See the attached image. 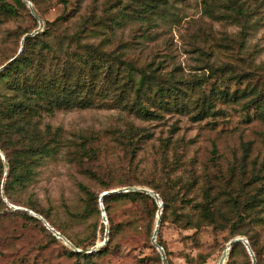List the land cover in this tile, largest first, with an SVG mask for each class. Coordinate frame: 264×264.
I'll use <instances>...</instances> for the list:
<instances>
[{
	"label": "rangeland",
	"instance_id": "rangeland-1",
	"mask_svg": "<svg viewBox=\"0 0 264 264\" xmlns=\"http://www.w3.org/2000/svg\"><path fill=\"white\" fill-rule=\"evenodd\" d=\"M29 1L37 17L0 0V67L43 21L0 101L23 74L48 94L49 153L8 185L11 205L1 163L0 264H162L156 202L108 199L102 220L97 196L127 186L170 198L157 240L171 264H218L237 232L264 264V0ZM27 210L80 250L108 240L75 252Z\"/></svg>",
	"mask_w": 264,
	"mask_h": 264
},
{
	"label": "trees",
	"instance_id": "trees-1",
	"mask_svg": "<svg viewBox=\"0 0 264 264\" xmlns=\"http://www.w3.org/2000/svg\"><path fill=\"white\" fill-rule=\"evenodd\" d=\"M14 1L18 4L22 3L21 0H14ZM35 36L33 37L26 36L24 38L23 47L20 52V55L15 60L11 61L3 69L0 70V78L6 79V77L10 76L11 74L14 75L16 73L15 70L21 67V64L26 59L24 57L26 44L31 39L36 38ZM48 46L49 44L46 41H43L42 47L47 48ZM38 86L39 85H37L36 83L29 82L28 78L25 77L24 74L23 76L20 75V77L13 76L10 78L9 81H5V93L1 96L2 100L0 101V150L5 157V162L0 157V166L2 169L3 165L1 163L3 161L4 165H6L7 167V173L3 187L4 196L6 197L7 200H11L10 195L8 193V185L12 182H19L20 180L24 179L25 178L24 174L27 175L26 178L31 177L30 167L33 164L36 157L42 154L49 153L48 145L42 142L41 136L38 132L40 113L44 109L46 100L48 99V94L45 91H43V89L40 86L38 88ZM48 104L51 105L53 104V102L49 101ZM52 108L53 107H49L46 110L48 109L51 110ZM49 129L50 127L46 126L45 130L49 131ZM19 168L23 169L22 175H19L17 172ZM159 196L161 197L163 202V208L160 213V221H159V226H160V223L162 222L164 217V213L170 207L171 200L168 196L164 195L163 193H159ZM119 198H129L131 200H136L138 198H148L152 200V202H155L149 195L143 192L127 191V192L109 193L102 197V203H106L108 199H119ZM96 199H97L98 209L100 211L99 201H98L99 195L97 196ZM155 207L158 208L157 204H155ZM44 218L48 219L46 216H44ZM155 223H156V217L154 219L153 227L155 226ZM51 226L54 225L51 223ZM240 234L241 232H237L234 235L240 236ZM156 242L163 247L166 254V248L159 240H157V235H156ZM237 247H241L244 250V252L248 254L243 243L235 242L230 247L229 255ZM250 247L253 250V253L257 261L256 252L252 248V246ZM71 252L72 251H70V253ZM83 256H88V254H83ZM168 263L171 264L170 261H168Z\"/></svg>",
	"mask_w": 264,
	"mask_h": 264
},
{
	"label": "water",
	"instance_id": "water-1",
	"mask_svg": "<svg viewBox=\"0 0 264 264\" xmlns=\"http://www.w3.org/2000/svg\"><path fill=\"white\" fill-rule=\"evenodd\" d=\"M22 1L24 3H26V5L29 7L31 13L35 17H37L36 14H35V12L32 9L31 2L29 0H22ZM37 19H38V22H39L38 28L35 29L31 33L25 34L22 37V40H21V43H20V46H19V49H18L17 54L13 58H11L9 61H7V63H5L3 66H1L0 67V70L2 68H4L7 64H9L11 61H13L16 58L17 55H19V53L21 52L22 47H23V40H24V38L26 36L34 35V34L38 33L41 30L42 25H43V21L40 18H37ZM0 157L5 162V157H4L3 153L1 152V150H0ZM2 188H3V186H1V191L3 193V189ZM127 191H141V192L147 193L148 195L152 196L155 199V202L157 203V205L159 206V208H158V211H157V214H156V219L157 220H156V223H155V226H154L153 233L151 235L150 241H151V244L155 247V249L159 252V255H160L162 264H169L168 261H167L166 254H165V251H164L163 247L160 246L156 242V235H157V231H158V227H159L160 213H161V208H162V201H161L159 195L157 193H155L153 190H151L149 188H145V187H136V186H127V187H122V188H117V189H112V190H103L99 194V199H98V201H99V208H100L101 216H102V220L103 221H106L107 220L106 214H105V211H104V207H103V203H102V197L105 196V195H107V194H109V193H114V192H127ZM2 198H3V200L5 202L9 203L8 200L6 199V197L4 195H2ZM27 211L31 215H33L34 217H39V219H41V221L43 222V225L47 229H49L54 236L62 237L63 240L65 241V244L68 245L75 252L92 253V252L96 251L98 248H100L101 246H103L105 244V242L108 240V235H107L108 231L106 230L105 233H104L103 240L101 242L95 244L93 247H91L87 251L80 250L77 247H75L64 235H62L59 231H57L54 227H52L49 224V222L43 216H41L38 213H35L32 210H27ZM235 242H241V243H243L244 247L247 250L248 255L250 256L251 264H257V261H256V258H255V255L253 253V250L251 249V247H250V245H249V243H248V241H247V239L245 237H243V236H235V237L231 238L227 242L226 248H230L231 245L233 243H235ZM226 248L223 249V252H222L221 257H220V259L218 261V264H223V262L225 260V257L227 255L226 254Z\"/></svg>",
	"mask_w": 264,
	"mask_h": 264
},
{
	"label": "bare ground",
	"instance_id": "bare-ground-1",
	"mask_svg": "<svg viewBox=\"0 0 264 264\" xmlns=\"http://www.w3.org/2000/svg\"><path fill=\"white\" fill-rule=\"evenodd\" d=\"M33 216V215H32ZM36 218H38L39 219V217H36ZM40 221H41V219H39ZM157 220V219H156ZM42 222V221H41ZM43 223V222H42ZM49 230V229H48ZM50 231V230H49ZM51 232V231H50ZM57 239H59V240H61L63 243H65V241L63 240V238L62 237H57V236H55ZM226 246H227V244H226ZM226 246H225V248H226ZM224 248V249H225ZM230 250V248H226V254L228 253V251Z\"/></svg>",
	"mask_w": 264,
	"mask_h": 264
}]
</instances>
